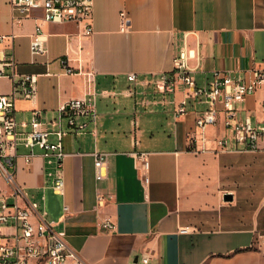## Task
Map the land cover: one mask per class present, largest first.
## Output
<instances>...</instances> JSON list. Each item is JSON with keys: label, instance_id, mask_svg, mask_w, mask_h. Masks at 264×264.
Listing matches in <instances>:
<instances>
[{"label": "crops", "instance_id": "crops-1", "mask_svg": "<svg viewBox=\"0 0 264 264\" xmlns=\"http://www.w3.org/2000/svg\"><path fill=\"white\" fill-rule=\"evenodd\" d=\"M15 16L9 0H0V35H15L1 47L14 50L19 73L38 76L36 97L16 100L21 133L31 130L38 109L55 131L51 122L63 103L96 93L98 119L87 131L76 133L64 121V191L52 184L40 147L33 149L31 162L26 160L31 149L19 147L16 174L28 200L56 222L84 262L261 264L264 141L258 151L231 143L215 152V138L228 135L224 113L202 131L197 119L208 104L190 99L187 113L177 115L184 86L163 94L153 81L174 68L183 46L197 53L189 64L199 87L216 72L238 79L264 68V0H95L93 35H85V24L45 23L39 10L19 23ZM38 23L47 53L34 57L30 48ZM130 73H136V82L128 79ZM12 88L10 78H0V95ZM238 113L255 127L264 125V84ZM98 151L109 153L102 180L96 178ZM140 152L148 153L149 170L138 160ZM0 187L9 189L1 180ZM225 193L234 200L225 201ZM108 219L114 230L103 228Z\"/></svg>", "mask_w": 264, "mask_h": 264}, {"label": "built area", "instance_id": "built-area-1", "mask_svg": "<svg viewBox=\"0 0 264 264\" xmlns=\"http://www.w3.org/2000/svg\"><path fill=\"white\" fill-rule=\"evenodd\" d=\"M12 11L16 14L15 21L19 23L25 17L31 16L36 10L42 12L45 23L63 24L76 22L85 24V35H93L95 0H9ZM121 29L128 28V17L123 11ZM15 35H0V78L8 77L13 86L10 94L0 95V180L4 182L7 191L0 187V264H86L80 254L69 245L64 231L57 230L55 221L46 218V212H39V204L28 200L26 186L17 182L18 149L24 145L31 149L26 160L31 162L35 156L33 149L40 147L46 164L51 171L48 175L56 190L65 189L64 161L67 156L64 151L63 139L67 134L64 121L67 120L69 129L76 133L87 131L91 122H97L98 110L96 93L90 92L83 98H71L58 109V116L51 122L57 126L51 131L41 118L42 111L34 110L31 130L20 132L16 119V100L25 98L33 99L38 92V76L29 73H19L15 52L1 47L8 42L13 43ZM47 37L43 32L42 23L36 25L30 51L34 57L44 55ZM13 47V46H11ZM194 49L185 46L174 55V68L169 72L159 73L155 76L154 85L163 94L175 93L178 86H184V100L176 108L177 115H185L190 99L207 103L208 108L204 115L197 119L198 126L205 131L208 125H215L224 113V125L228 135L224 138H215V152H224L229 144L237 143L246 150L258 151L260 142L264 141V125L253 126L249 120L239 118V106L248 95L264 84V68L255 67L249 78H234L229 74L216 72L214 78L199 87L194 77V68L189 64L196 58ZM68 73L73 72L65 59L61 60ZM91 75V73H90ZM128 79L136 82V73H130ZM222 104V110L219 104ZM89 121H80V118ZM28 126L27 122L23 123ZM55 135L56 142L51 138ZM203 137V142H206ZM95 167L97 180L107 176V163L109 153L95 152ZM144 168L149 170L148 153L140 152L137 156ZM145 180L149 177L145 174ZM13 198V201L10 199ZM99 205L105 201L98 195ZM103 228L114 230V223L108 219L103 222ZM187 230H183L186 232ZM264 238V233L262 234ZM143 262L148 263L149 258L143 257Z\"/></svg>", "mask_w": 264, "mask_h": 264}, {"label": "rangeland", "instance_id": "rangeland-1", "mask_svg": "<svg viewBox=\"0 0 264 264\" xmlns=\"http://www.w3.org/2000/svg\"><path fill=\"white\" fill-rule=\"evenodd\" d=\"M264 233V232H263ZM261 238V237H260ZM261 264H264V238L261 239Z\"/></svg>", "mask_w": 264, "mask_h": 264}, {"label": "water", "instance_id": "water-1", "mask_svg": "<svg viewBox=\"0 0 264 264\" xmlns=\"http://www.w3.org/2000/svg\"><path fill=\"white\" fill-rule=\"evenodd\" d=\"M224 197H225V201H233L234 200V197L231 193H225Z\"/></svg>", "mask_w": 264, "mask_h": 264}]
</instances>
